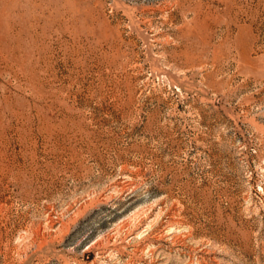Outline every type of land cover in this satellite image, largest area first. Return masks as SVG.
I'll list each match as a JSON object with an SVG mask.
<instances>
[{
  "label": "rangeland",
  "instance_id": "374dc122",
  "mask_svg": "<svg viewBox=\"0 0 264 264\" xmlns=\"http://www.w3.org/2000/svg\"><path fill=\"white\" fill-rule=\"evenodd\" d=\"M0 264H264V0H0Z\"/></svg>",
  "mask_w": 264,
  "mask_h": 264
}]
</instances>
